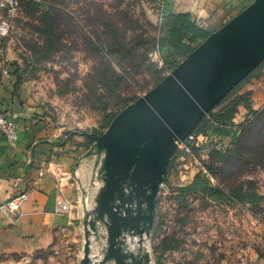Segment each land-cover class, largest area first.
Instances as JSON below:
<instances>
[{"label": "rangeland", "instance_id": "374dc122", "mask_svg": "<svg viewBox=\"0 0 264 264\" xmlns=\"http://www.w3.org/2000/svg\"><path fill=\"white\" fill-rule=\"evenodd\" d=\"M152 1L18 0L14 16L0 12L9 20L0 39V61L11 67L14 91L36 104L40 113L35 116L48 118L58 137H80L86 155L95 161L93 182L80 191L82 231L65 235L76 238L78 250L63 240L26 256L2 253L0 264H77L72 261L76 254L82 258L84 212L94 207L102 184L98 172L103 153L94 146L96 138L116 116L111 119L112 114L153 88L186 57L158 44L172 24L168 10L178 12L173 0ZM41 9L54 22V47L46 46L40 31L48 19ZM214 114L242 127L235 135L205 129ZM196 126L208 131L195 133L198 146L174 150L155 200L153 226L140 245L149 255L142 264H264V59ZM99 232V240L92 237L90 245L96 261L106 248L104 226ZM137 246L135 241L129 248L136 252Z\"/></svg>", "mask_w": 264, "mask_h": 264}, {"label": "water", "instance_id": "95a60500", "mask_svg": "<svg viewBox=\"0 0 264 264\" xmlns=\"http://www.w3.org/2000/svg\"><path fill=\"white\" fill-rule=\"evenodd\" d=\"M264 59V0H252L210 32L153 88L112 119L94 146L102 184L85 211L79 264H142L144 236L153 224L154 200L177 144L239 81ZM104 226L106 248L90 255ZM137 242V251L129 245Z\"/></svg>", "mask_w": 264, "mask_h": 264}, {"label": "crops", "instance_id": "0c3cea01", "mask_svg": "<svg viewBox=\"0 0 264 264\" xmlns=\"http://www.w3.org/2000/svg\"><path fill=\"white\" fill-rule=\"evenodd\" d=\"M251 1L173 0V9L191 13L212 32ZM3 61L0 70L5 67L8 73L0 72V110L15 122L18 138L8 144L0 136V202L21 192H27L28 198L14 215L0 212V254L26 256L52 244L57 247L63 240L71 243L68 248L78 250L76 238L67 236L82 231L80 191L93 182L95 161L86 155L80 137L67 140L65 133L58 137L48 118L35 116L39 108L18 89L14 91L15 77ZM58 199L71 206L68 214L55 212ZM76 255L72 261L79 264L81 255Z\"/></svg>", "mask_w": 264, "mask_h": 264}, {"label": "trees", "instance_id": "16d2710c", "mask_svg": "<svg viewBox=\"0 0 264 264\" xmlns=\"http://www.w3.org/2000/svg\"><path fill=\"white\" fill-rule=\"evenodd\" d=\"M162 0H153L152 2H159ZM164 1V0H163ZM170 19H171V26L167 28L159 38L158 44L159 48L165 49L168 47L171 49V51L179 56H182L183 58L190 53L195 47H193L191 44L196 41V40H204L210 31L207 28H204L197 24L195 18L193 15L189 12H170L168 10ZM41 14L43 16H47V20H45V26L44 28L40 29V31L43 33V35H46V42L47 45L51 47H54L53 43H55L58 39V37L54 36V30H53V24L54 22L52 21L51 15L49 12H47L44 9H41ZM113 69V68H112ZM116 72V71H115ZM113 70L112 73L116 74ZM113 80V79H112ZM114 83V82H113ZM129 104V103H128ZM127 105V104H126ZM126 105L122 106V108L118 109L115 114H112L111 119L121 110L123 109ZM214 119L212 120L211 123L207 122V126L205 129L209 126V130H212V132H219L224 134L223 132L227 131L230 132L231 134L235 135L236 128L240 130V127L242 125H238L235 127V124L233 122V118H222L219 114H214L213 115ZM216 122L217 124H215ZM199 126V125H198ZM198 127L192 131V133H203L208 130H197ZM208 129V128H207ZM238 137V136H237ZM236 143V139L233 144ZM215 152L221 153L224 152V150H214ZM172 160V159H171ZM171 160L168 164V168L170 167Z\"/></svg>", "mask_w": 264, "mask_h": 264}, {"label": "built area", "instance_id": "2783aa9c", "mask_svg": "<svg viewBox=\"0 0 264 264\" xmlns=\"http://www.w3.org/2000/svg\"><path fill=\"white\" fill-rule=\"evenodd\" d=\"M19 9L18 0H0V12H6L7 16L11 17L16 14ZM9 29V20L0 17V39L6 36ZM160 67L164 66L161 59L158 60ZM1 75H6L8 73L5 67L0 70ZM217 124L216 122H214ZM0 136H3L8 144H14L18 138V131L16 124L13 120L7 118L3 112L0 110ZM200 137L195 133H190L185 140L177 144V146H182L187 148V145L194 144L199 145ZM28 198L27 192H21L0 204V211H4L10 214H15L21 207L22 203ZM70 209V205L64 199H58L55 202V212L57 213H67Z\"/></svg>", "mask_w": 264, "mask_h": 264}, {"label": "flooded vegetation", "instance_id": "af4514ba", "mask_svg": "<svg viewBox=\"0 0 264 264\" xmlns=\"http://www.w3.org/2000/svg\"><path fill=\"white\" fill-rule=\"evenodd\" d=\"M157 197V195H156ZM156 197H155V200H156ZM155 200H154V216H153V221L155 220V216H156V203H155ZM153 226V224H152Z\"/></svg>", "mask_w": 264, "mask_h": 264}]
</instances>
